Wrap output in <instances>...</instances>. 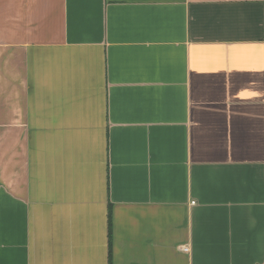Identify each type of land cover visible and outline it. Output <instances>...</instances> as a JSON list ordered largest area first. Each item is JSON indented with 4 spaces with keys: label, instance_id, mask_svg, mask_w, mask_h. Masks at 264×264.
<instances>
[{
    "label": "crops",
    "instance_id": "crops-1",
    "mask_svg": "<svg viewBox=\"0 0 264 264\" xmlns=\"http://www.w3.org/2000/svg\"><path fill=\"white\" fill-rule=\"evenodd\" d=\"M0 264H264V0H0Z\"/></svg>",
    "mask_w": 264,
    "mask_h": 264
}]
</instances>
